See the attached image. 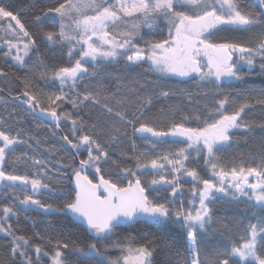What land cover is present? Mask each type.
I'll return each instance as SVG.
<instances>
[{"label":"snow or ice","instance_id":"obj_1","mask_svg":"<svg viewBox=\"0 0 264 264\" xmlns=\"http://www.w3.org/2000/svg\"><path fill=\"white\" fill-rule=\"evenodd\" d=\"M21 11L29 23L0 5V55L23 73L11 74L18 107L0 97V264H153L157 248L179 264H264V139L259 159L224 155L237 132L257 127L247 111L264 108V88L238 103L256 90L232 87L264 77V0H31ZM9 76L0 67V81ZM177 96L185 103L157 107ZM25 117L47 122L36 128L61 144L48 151L71 163L37 158L41 139ZM65 180L67 191L52 186ZM217 204H243L252 219ZM30 211L59 214L84 235L63 224L42 235L34 222L27 235L13 221H31ZM138 224L160 234L148 239ZM109 249L122 255L106 257Z\"/></svg>","mask_w":264,"mask_h":264},{"label":"trees","instance_id":"obj_2","mask_svg":"<svg viewBox=\"0 0 264 264\" xmlns=\"http://www.w3.org/2000/svg\"><path fill=\"white\" fill-rule=\"evenodd\" d=\"M31 0H0V5L7 6L8 10H12L14 14L16 12L20 13V19L22 22L29 23L31 20L30 15H28L26 12L21 11V9L27 8V6L30 4ZM242 2L246 3L249 7H256L258 4V0H242ZM50 3V0H44V4ZM2 27V25H0ZM0 35H3L2 32H0ZM166 35V33H162L161 36H157L156 38L159 39L162 36ZM236 35H239L237 33ZM66 60V57H65ZM65 60L59 61L60 63H64ZM0 67H5L9 73L10 76L8 80L6 81H0V97H2L5 101L8 102L9 108L18 107L15 103V100L12 99L13 96L16 95V91L19 89V85L16 84L15 80L12 79L11 74L15 73L16 76H21L23 73L16 70L14 66L10 64V62L6 63L3 56L0 55ZM107 71L109 72H115L116 69L120 68L121 65H107L105 66ZM152 79H155V77H152ZM247 83H236L232 87L235 89H239L240 91H244V89H255L256 91H250L245 94L243 98L240 96H236L238 103H243L244 99H255L259 96V89L264 88V77H261L259 74H251L246 77ZM165 83L171 84L175 87L179 88H191L195 90L194 85L195 82H191L188 84L180 83L176 79H171L168 81H165ZM114 87V85H111ZM166 103H175V104H184L185 101L181 99L179 96L174 97L171 101H160L157 104V107H162ZM2 111V109H0ZM245 120L249 123H255L257 127L253 130L251 133H247L244 131H239L236 133L234 137V143L230 149L227 150L224 155L229 160H236L237 162H240L241 159H247L250 156H254L257 159H259V153L261 150V142L262 139H264V132H261V129L259 127V124L261 122H264V108H262L259 105H255L251 108V110L247 111V115L245 116ZM47 122H41V121H34L31 120L30 117H25V123L22 125L25 128H28L32 131V134H39V138L41 139V146L38 149V156L37 158L50 160L53 164L57 160H61L65 164L71 163V160L68 159L65 155V153L61 152L60 154H57L55 152H49L48 149L50 145L55 144L56 147H61V144L59 143V135H53L51 131L48 130L46 126H42L41 128L37 129V124L46 125ZM192 126H197L193 124ZM64 127V125H62ZM44 141H47L45 143ZM137 144H140V141H137ZM32 154L31 152L29 153ZM19 155V152L17 153ZM64 171V170H62ZM89 176L95 180V176L93 173H88ZM107 178V177H106ZM53 187L57 188L58 191H67L70 189L71 185L70 182L65 180L64 185H56L53 184ZM42 200L47 199L48 203H58L57 197L47 198V196L42 197ZM215 208L220 209L219 214L226 215L229 218L233 217H240L247 223L248 220L252 219V210L245 208L243 204L240 205H229L226 208L222 207L221 204H217ZM28 217H31V221L25 219L24 216H21L19 219L18 225L17 222L13 221V226H19L20 228L25 230V234L31 235L32 233V222L35 223V227L37 231H40L41 234H45V232H51L52 234H56V231L60 229L61 225L63 224L67 228H72L73 221L68 220L67 218L57 214L52 216H44L41 214H38L36 212H28L26 213ZM253 222H255L253 220ZM136 230H139L143 232L145 235H147L148 239L155 238L156 235H159L160 232L156 228H150L145 225H136ZM72 231L78 233L81 237H83L84 233L81 228H72ZM118 232L121 235H136V231L132 228L128 227H121L118 229ZM239 235H243V232H240ZM69 237L67 234H65L62 239L67 241ZM71 239L75 240L76 236H72ZM113 239H116L114 237ZM7 243V240L3 238V234H0V250H2L3 245ZM100 247V245H98ZM49 253H51V249H46ZM122 253L118 249H109L105 252L106 257L110 258H116L118 256H121ZM33 257L35 258V254L33 253ZM70 259H77V257H70ZM81 264H94V258H80ZM181 260V257L175 256L172 254H169L166 250H162L160 248H157L156 251L153 253V264H179ZM41 264H51L50 256L49 257H41Z\"/></svg>","mask_w":264,"mask_h":264},{"label":"water","instance_id":"obj_3","mask_svg":"<svg viewBox=\"0 0 264 264\" xmlns=\"http://www.w3.org/2000/svg\"><path fill=\"white\" fill-rule=\"evenodd\" d=\"M14 97V96H13ZM13 97H12V99H13ZM92 171V170H91ZM92 173L94 174V172L92 171ZM95 175V174H94ZM95 178H96V180H94V182H96V181H98V179H99V177L97 176V175H95Z\"/></svg>","mask_w":264,"mask_h":264}]
</instances>
